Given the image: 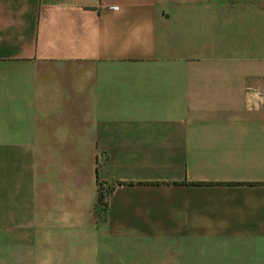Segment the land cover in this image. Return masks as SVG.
I'll return each mask as SVG.
<instances>
[{"label": "crops", "instance_id": "0c3cea01", "mask_svg": "<svg viewBox=\"0 0 264 264\" xmlns=\"http://www.w3.org/2000/svg\"><path fill=\"white\" fill-rule=\"evenodd\" d=\"M0 264H264V0H0Z\"/></svg>", "mask_w": 264, "mask_h": 264}, {"label": "trees", "instance_id": "16d2710c", "mask_svg": "<svg viewBox=\"0 0 264 264\" xmlns=\"http://www.w3.org/2000/svg\"><path fill=\"white\" fill-rule=\"evenodd\" d=\"M107 191H108V189L107 188L102 189L101 185L99 183V190H98V194H97V204H100L101 206L104 205L102 198H103L104 192H107Z\"/></svg>", "mask_w": 264, "mask_h": 264}, {"label": "built area", "instance_id": "2783aa9c", "mask_svg": "<svg viewBox=\"0 0 264 264\" xmlns=\"http://www.w3.org/2000/svg\"><path fill=\"white\" fill-rule=\"evenodd\" d=\"M106 195H107V192H104L103 198H102L103 203H105V201H106Z\"/></svg>", "mask_w": 264, "mask_h": 264}]
</instances>
